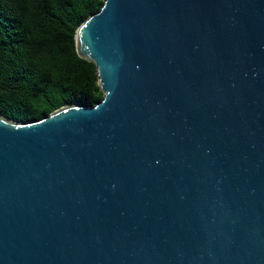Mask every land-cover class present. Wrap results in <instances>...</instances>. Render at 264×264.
I'll use <instances>...</instances> for the list:
<instances>
[{
	"label": "water",
	"instance_id": "water-1",
	"mask_svg": "<svg viewBox=\"0 0 264 264\" xmlns=\"http://www.w3.org/2000/svg\"><path fill=\"white\" fill-rule=\"evenodd\" d=\"M104 98L0 115V264H264V0H104Z\"/></svg>",
	"mask_w": 264,
	"mask_h": 264
},
{
	"label": "trees",
	"instance_id": "trees-1",
	"mask_svg": "<svg viewBox=\"0 0 264 264\" xmlns=\"http://www.w3.org/2000/svg\"><path fill=\"white\" fill-rule=\"evenodd\" d=\"M104 0H0V115L29 123L104 98L96 66L79 56L78 28Z\"/></svg>",
	"mask_w": 264,
	"mask_h": 264
}]
</instances>
